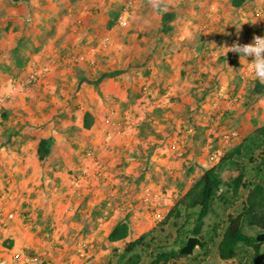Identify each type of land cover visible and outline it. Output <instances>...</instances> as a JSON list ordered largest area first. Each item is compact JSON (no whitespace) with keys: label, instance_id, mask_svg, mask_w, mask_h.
Here are the masks:
<instances>
[{"label":"rangeland","instance_id":"374dc122","mask_svg":"<svg viewBox=\"0 0 264 264\" xmlns=\"http://www.w3.org/2000/svg\"><path fill=\"white\" fill-rule=\"evenodd\" d=\"M159 3L163 11L152 0H0V264H12L21 251L26 259L19 261L26 264H131L132 253L121 254L142 236L153 242L138 264H148L158 246L181 248L185 235H196L186 229L179 233L173 219H166L178 196L264 125V92L255 89L259 81L252 74L253 58L220 53L214 43L199 57L176 58L178 44L170 31H163V16L173 4ZM126 9L129 16L122 25ZM111 21L115 23L109 28ZM250 23L238 31L223 26L210 32L230 49L264 36V26ZM187 45L196 48L197 40L181 49L187 52ZM81 54L86 59L74 61ZM68 59L72 61L54 75L63 77L59 80L65 91L47 92L44 86L52 74L37 77L29 91L16 89L33 75V62L55 66ZM115 71L120 73L103 76ZM68 96L84 114L83 122L86 112L93 116V135L84 130L85 122L74 128L69 146H64L69 152L65 162L33 160L29 146L24 162L6 165L8 156L2 154L17 151L29 137L9 124L10 104L24 101L31 110H22L23 117H39L40 109H47L45 102L60 104L57 99ZM57 109L61 117V107ZM25 117L23 125L32 126ZM108 132L113 133L110 149L103 152L106 141L99 136ZM263 154L264 148L256 149L258 162ZM85 169L82 184L74 185ZM253 178L249 173L246 181ZM147 189L150 201L143 197ZM247 194L248 188L241 187L227 209L215 204L203 229L213 238L208 249L197 244L176 264H245L239 258L222 260L217 242L227 216L241 210ZM8 206L15 207V220L9 219ZM119 221L129 223V236L111 242L108 235ZM217 223V232H212ZM246 230L262 234L248 226ZM254 264H264V246Z\"/></svg>","mask_w":264,"mask_h":264},{"label":"trees","instance_id":"16d2710c","mask_svg":"<svg viewBox=\"0 0 264 264\" xmlns=\"http://www.w3.org/2000/svg\"><path fill=\"white\" fill-rule=\"evenodd\" d=\"M242 1L234 0L233 3L235 6H240ZM118 16L119 13H116V19ZM173 18V13L164 14L163 31H170V22ZM114 23L115 21L109 22L108 27H112ZM119 73V71L111 74L104 73L103 76H114ZM255 89L258 93H263L264 85L257 82ZM92 126L93 116L86 112L85 127ZM52 143V138L40 139L37 149L40 161H44L50 156ZM257 148H264V125L258 127L240 146L222 156L219 163L206 170L188 191L180 194L166 216V219H173L172 223L178 227L179 233L186 229L190 234L199 236L201 249L206 251L213 239L210 234L208 236L203 234L206 217L215 212L217 203H221L224 209H227L233 204L241 187H247L248 194L241 210L227 216L226 227L217 242L218 255L225 261L239 258L244 260L245 264H254L262 257L264 241L259 242L257 236L249 234L246 230V226H248L257 230L258 234L264 233V154L258 162L255 158ZM249 173H253L254 178L247 182L246 178ZM222 188L224 190L220 192ZM191 217L194 219L192 227L188 226L191 224ZM180 219H183V222L179 221ZM219 225L217 223L212 232H217ZM129 233V223L119 221L110 231L108 240L111 242L122 241L129 236ZM189 237L185 235L182 247L187 243ZM152 242L153 240L147 241L146 236H142L129 242L121 255L125 257L132 253L129 258L131 264H138L147 251L146 248H150ZM12 246L13 241H10L9 247ZM181 248L158 246L150 252L148 264H176V260L190 255L181 254Z\"/></svg>","mask_w":264,"mask_h":264},{"label":"crops","instance_id":"0c3cea01","mask_svg":"<svg viewBox=\"0 0 264 264\" xmlns=\"http://www.w3.org/2000/svg\"><path fill=\"white\" fill-rule=\"evenodd\" d=\"M233 1L234 0H171L173 7L169 10L171 11L170 13H173L174 18L170 22V38L178 44L176 58L190 59L193 56L197 57V55L199 57V52H204L207 49L211 50L213 43L216 45L215 47L218 52H227L228 48L226 47V44L221 43L219 37L211 35V28L218 32V29H222L223 26H230L238 31L239 28L247 25L246 23L252 26L250 23L251 21L256 22L259 27L264 26V0H243L240 6H235ZM205 28H208V31L204 30ZM196 40V48L193 47L191 49L189 45H187V47H183L187 48V52L185 49H181L183 44L191 42L195 44ZM58 68L59 66H55L53 70L48 73V75H52L48 79V84L44 86L49 88L47 92L49 91L52 93L51 95H54L57 90L65 91V87H63L65 86V83L60 81L63 77L58 75L60 80H57L56 78L54 79V75L57 74L55 71H57ZM50 79L56 81L57 84H50ZM126 84V87L129 89L128 85L131 84L130 81H127ZM54 98L55 97L52 96V99ZM52 99L43 104V106L46 105L45 108L47 107V109L46 111L44 108L40 109L39 113L41 116H24L25 119H28L29 122L33 123L32 126L23 125L26 122L23 120L24 117L21 114L22 110H31L29 105H26L24 101H17L16 103L10 104L14 109L9 124L14 123L17 125V131L20 129V132L29 135V137L25 139L23 145H21L22 147L18 148L17 151H12V154L10 155H5L6 153L2 154V157H9L3 161L6 165L9 163L10 168L15 164V161L24 162L28 158L27 154L29 146L33 147V152H30V156L33 160L39 161L37 149L41 138H52L53 140L52 151L50 156L46 159L47 162L53 160H55V162H65L68 160V158L65 157L66 155H69V152L65 151L64 148L68 147L70 144L68 139L72 138V134L74 133H72V130L77 128V126H84L83 123L85 120L83 122L82 118L84 114H81L79 109H76V107L73 106L76 105L74 104L75 101L74 99L69 98V96L64 100L59 101V99H57L60 104H55V100ZM58 107H61L59 111L63 113L61 117L56 116ZM63 116L64 118H62ZM84 130L89 131L93 135L94 130L96 129L93 125L90 128L84 127ZM106 136L107 133H102L99 137L105 140ZM16 156L17 159H15ZM1 166L2 165L0 164V168H2Z\"/></svg>","mask_w":264,"mask_h":264},{"label":"built area","instance_id":"2783aa9c","mask_svg":"<svg viewBox=\"0 0 264 264\" xmlns=\"http://www.w3.org/2000/svg\"><path fill=\"white\" fill-rule=\"evenodd\" d=\"M132 4H133V1H129V4L128 5L130 6ZM128 16H129V10L126 9L124 11V13H123V16L121 17V20H120V22H121L122 25L126 23V20L128 19ZM84 59H86V56L81 54L78 57H75L74 58V61H79L80 62V61H83ZM71 61L72 60H70V59L65 60L64 62L61 61L60 63H58L55 66H63V65H65V63H70ZM55 66H43V67H39L37 65V63H34L33 62V64H32L33 75L31 77L27 78V80H25L23 83L18 84L17 87H16V89L19 90V91H23V92L29 91L30 90V86L35 82V80L37 79V77H39V78H46L47 75H48V73L51 70H53V68ZM125 119L128 120L127 122H130V119L131 118L128 115V116L125 117ZM112 135L113 134L111 132H108L107 133V136L105 138L106 145L103 148L104 151H108L110 149V141L112 140ZM87 171L88 170L85 169L83 176H81L78 180L77 179L74 180L73 181V184L74 185H81L82 184L81 181L84 180V176H85V173ZM94 174H96V173H94ZM143 197H145L144 199L146 201H150V198H151L150 189H147L146 190V194ZM9 198H10L9 201L11 200L10 204H12V201L14 199V196L10 194ZM14 208L15 207H12V206L11 207H9V206L7 207V209H8L7 210L8 211V217L11 220H15V218H16V215H15V212H14V210H15ZM14 255L15 256H14V260L12 261V264H26V263H24L22 261H19V258L20 257H22L23 259H26V256H25L24 252L21 251V252H18V254H14ZM26 262H28V260Z\"/></svg>","mask_w":264,"mask_h":264},{"label":"clouds","instance_id":"9594fccd","mask_svg":"<svg viewBox=\"0 0 264 264\" xmlns=\"http://www.w3.org/2000/svg\"><path fill=\"white\" fill-rule=\"evenodd\" d=\"M153 7L158 11H163L159 0H152ZM228 51L240 54L241 57L247 59L252 57L250 62L254 79L264 83V36H255L252 43L234 44Z\"/></svg>","mask_w":264,"mask_h":264},{"label":"water","instance_id":"95a60500","mask_svg":"<svg viewBox=\"0 0 264 264\" xmlns=\"http://www.w3.org/2000/svg\"><path fill=\"white\" fill-rule=\"evenodd\" d=\"M258 241H264V233L257 236ZM201 244L200 240L196 236H190L187 243L180 249L181 254H192L195 246Z\"/></svg>","mask_w":264,"mask_h":264}]
</instances>
